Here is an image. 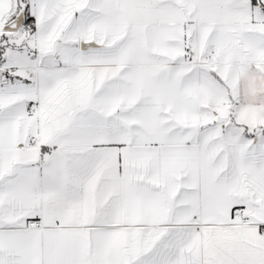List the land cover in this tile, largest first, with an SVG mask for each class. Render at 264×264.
<instances>
[{"label": "snow or ice", "instance_id": "1", "mask_svg": "<svg viewBox=\"0 0 264 264\" xmlns=\"http://www.w3.org/2000/svg\"><path fill=\"white\" fill-rule=\"evenodd\" d=\"M0 264H264V0H0Z\"/></svg>", "mask_w": 264, "mask_h": 264}]
</instances>
